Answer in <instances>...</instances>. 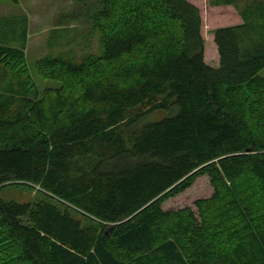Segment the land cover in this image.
<instances>
[{"label":"trees","instance_id":"16d2710c","mask_svg":"<svg viewBox=\"0 0 264 264\" xmlns=\"http://www.w3.org/2000/svg\"><path fill=\"white\" fill-rule=\"evenodd\" d=\"M83 1L102 51L39 59L57 89L0 16V264H264V1L208 0L243 20L211 31L218 67L188 0ZM201 176L196 211L162 208Z\"/></svg>","mask_w":264,"mask_h":264},{"label":"rangeland","instance_id":"374dc122","mask_svg":"<svg viewBox=\"0 0 264 264\" xmlns=\"http://www.w3.org/2000/svg\"><path fill=\"white\" fill-rule=\"evenodd\" d=\"M188 1L200 10L204 60L211 67H218L219 57L211 31L217 27L237 24L240 22V16L232 7H209L208 0ZM85 4L86 1L83 0H19L18 3L0 1V16L25 14L28 17L29 38L26 44V63L29 74L40 91L57 89L61 83L44 80L36 74L35 65L39 59L47 56L78 61L86 55H97L102 51L100 35L93 29L90 18L91 12L96 8V1L89 2L87 6ZM54 29L57 33H54ZM244 42L251 51L253 48L251 42L247 39ZM16 85L19 86V83L16 82ZM165 116H168L166 111H159L148 119L154 121ZM212 193L213 188L208 177L201 176L184 192L163 202L162 208L179 210L187 207L196 211L195 201L207 199ZM1 196L5 200L28 202L39 197V194H35L33 190L24 186L12 185L2 190Z\"/></svg>","mask_w":264,"mask_h":264},{"label":"crops","instance_id":"0c3cea01","mask_svg":"<svg viewBox=\"0 0 264 264\" xmlns=\"http://www.w3.org/2000/svg\"><path fill=\"white\" fill-rule=\"evenodd\" d=\"M219 7H231V6H219ZM233 8V7H232ZM242 22H243V20L241 19V17H240V22H238L237 24H235V25H239V24H242ZM232 26V25H231ZM218 28V27H217ZM245 38H247V36L245 37ZM248 41H250V39H248ZM251 42V41H250ZM254 43V42H253Z\"/></svg>","mask_w":264,"mask_h":264}]
</instances>
